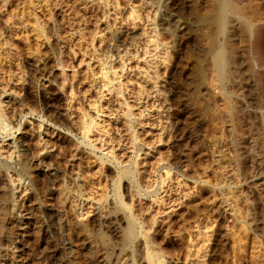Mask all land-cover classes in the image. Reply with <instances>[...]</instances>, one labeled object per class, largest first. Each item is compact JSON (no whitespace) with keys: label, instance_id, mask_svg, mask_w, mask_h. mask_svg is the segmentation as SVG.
Returning a JSON list of instances; mask_svg holds the SVG:
<instances>
[{"label":"rangeland","instance_id":"rangeland-1","mask_svg":"<svg viewBox=\"0 0 264 264\" xmlns=\"http://www.w3.org/2000/svg\"><path fill=\"white\" fill-rule=\"evenodd\" d=\"M232 1L239 14L228 13L230 76L221 82L210 59L214 0H0V52L22 48L0 62V109L7 111L0 134V264L116 263L103 247L114 236L109 217L116 232L122 228L107 206L108 170L118 172L117 159L121 166L136 162L142 190H158L128 203L135 210L142 198L144 216L156 214L169 244L167 264H264V173L255 150L264 142V0ZM36 21L59 31L38 38ZM51 43H58L57 56H45ZM27 44L39 45V54H28ZM45 57L64 85L31 79L25 63L38 68ZM50 85L63 92L61 105L44 101ZM25 90L34 103L25 105ZM80 118L93 124L90 136L81 134ZM63 141L83 151L89 188L81 186L78 158L60 150ZM22 148L37 163L48 156L81 189H44L35 166L18 176ZM237 150L246 172L233 160ZM94 221L92 229L87 224ZM182 238L181 250L172 248Z\"/></svg>","mask_w":264,"mask_h":264},{"label":"bare ground","instance_id":"bare-ground-1","mask_svg":"<svg viewBox=\"0 0 264 264\" xmlns=\"http://www.w3.org/2000/svg\"><path fill=\"white\" fill-rule=\"evenodd\" d=\"M214 1H215V11H216V13L214 15V23L216 25H215L214 31L212 33H214L213 35H215V37H214L215 40H213L215 42V45H214L215 50L213 49L214 52H212V56H211L212 58H210V59H212V61L211 60L210 61H211V66H212L213 70L216 73V78H218L219 81L224 82L230 76V74H229L230 72H228L229 71L228 70V67H229L228 57H227V52H226V46H225V43H224L225 42L224 40L226 39V37L229 34L227 26L229 25L228 24V19H230L231 16L229 18H227V17L229 16L228 13H232V14H230L232 16H234L235 14H239V10L234 5V2L232 0H214ZM49 19L50 20L52 19L51 15H50ZM242 25H244V24H242ZM34 31L36 32L38 38H41V37H43L45 35V33H47L49 35H52L53 33L57 34L59 30H58V27L56 25L50 26V25H48V23H43V25L39 26L37 24V21H36V26H35ZM258 33L259 32H257V34ZM251 35H252V33H251ZM57 45H58V43L57 44L56 43L55 44L51 43V45H47L45 56L47 54H49V53H52V55H56L57 56L60 53L59 48L56 47ZM3 47H4V45H3ZM15 49H16V52H14L15 50L13 51L12 48H11V51H10V49L6 50L5 52L3 51L4 55L0 52V62H2V60L4 58H6V59L9 58V61L10 60H14V57L17 55L18 51H20V49L22 51V48H20V46H16ZM26 51L30 55L33 54V53H38L39 52V45H37L35 48H32L29 44H27L26 45ZM25 66H26V69H27L31 79L32 78L33 79L34 78L37 79L39 77H45V78H49V83H52V84L53 83H57V85H59V84L64 85L62 80H61L62 81V83H61L58 74L57 75L52 74L51 69H49L50 67L48 66V61H47L46 57L42 58V63H41V65L38 68H36L30 62H26ZM62 66H65V65H62ZM199 75H200V73H199ZM106 78H108V77H106ZM107 82H109V79H107ZM31 83H32V81H31ZM49 88H50V90L46 89L44 91V93H43L44 101L47 104L51 103V104H54V105L58 106L60 104V98H61L60 97V93L62 91L59 93L58 90H56V89L54 90L52 88V85H50ZM1 94L2 93L0 92V96H2ZM10 101L14 102V104H15L14 106L16 107V105H17L16 99L15 98H11ZM23 102H25V105H29V104L34 103V96L28 90H25V96L23 97ZM228 102H229V100H228ZM14 106L11 107V111L9 113H11L13 110H15ZM34 108H35V106H34ZM6 112H3V110L0 109V134H1V132H4L6 130V125L2 121L3 120L2 117H4V115H6ZM130 114H131V112L128 111V113L126 115L129 117V116H131ZM83 119L80 118V120L78 122L79 125H80V127H79L80 128V132H82L81 134H83L84 136H85V134L87 136L89 134L91 135L93 133L92 132V130H93V126L92 125L93 124L92 125L91 124H87L89 122L86 121L87 123H85ZM94 130H95V128H94ZM135 136L133 135L132 137H134V141H137L138 135L136 137ZM129 137L131 138V135H129ZM259 140L260 141L257 142L255 150L258 152V155L260 156V159H261V165L259 166V171L264 173V161H263L264 160V156H263L264 155L263 154V152H264V142H263V139L262 140L259 139ZM132 143H134V142H132ZM18 145H19V148H21L23 146L22 143L20 142V139H18ZM76 146H77V144H75V146L73 145V147H74V150H73L72 146L68 145L67 142H65V141L61 142L60 145H59L60 150H62L63 154L68 155V156L70 155L73 158H75V157L78 158L77 162L74 163V165H76L80 169V175H81L82 180H83V184H81V186H83V187L85 186L86 187V185H88V188H89L92 185H90V183H89L90 182L89 181L90 177L88 175H86V171H85V169L83 167V164H82L83 151L82 152L78 151L77 150L78 147H76ZM236 146H237V144H236ZM93 147L94 146H92V148ZM22 149H23V153H24L23 154V158H22V163L20 164V167L15 170L18 173V176H22L23 177V176H26V175L30 174L31 171H34V169L32 170V168H34V166H35V167H37V169H36L37 173L38 172H42V174H44V181H43L44 189H50L51 187H56L57 185L60 186L59 189H81V186L79 185L78 179L77 178L74 179V176L71 175L68 171L66 172L67 174L64 173V175H63V173L61 172L62 170L60 171L59 167L57 165H55L54 163H52L51 159L48 158V156L43 158L41 160V162L37 163V161L34 160L33 157H31L29 154H27V151H26L25 148H22ZM136 149H138L137 151H140L141 147L139 146ZM238 151L239 150L236 151L237 154L234 156L233 160L235 161L236 166L238 167V169L241 172H246V166H245L244 158H243L242 154H240ZM102 159L103 158H101V161H103ZM52 160H53V158H52ZM112 160H114V159H112ZM117 160L114 162V167L116 169H118V172L116 173L115 171H112L110 169L108 170L109 171L108 176H111V178H112L111 196L113 198V201L109 202L107 206H110V210L111 209H115L114 217H116V216L118 217V218L116 217V221L119 220V222H120L119 224H120V226H122V228L120 227L121 228L120 229L121 230L120 233L118 231L116 232V230H118V229L115 228V223H114L115 219L113 218V216L109 217V219L106 221V223H107L106 227L108 228V231H111V233H114V236L112 235L111 237H109V236L106 235L108 237L107 239H108L109 243L106 245L107 241L104 242L105 245H104L103 248H104V250H106V252H107V254L109 256L108 258H110L111 260H112V258L118 257V259L116 258V260H115L117 262L113 263V264H122L121 260H123V259L125 260V258H126V260L123 262V264H167L168 260L165 259L166 258L165 255L170 252V250H168V248H169L168 245L169 244H167L168 243L167 241L166 242L164 241L161 225H159L160 223H158V219L156 217V214L153 217L144 216V205H143V199L142 198H140V203H139L140 207L135 209V210L130 208V206L132 204L130 205L128 203V202H130L129 198L132 195L133 196L138 195L139 197H151V196H154V195H158V190L154 191V192H147L146 190H142L143 183H144V174L142 172H138L137 171V169H136L137 167L135 166L136 165L135 161L130 159V160H128L127 164H124V165L121 166L120 162H118ZM103 163L104 162H102V167H103ZM46 166H48V170H45ZM7 168H11V167H9L7 165ZM102 169L103 168H101L98 171V173L100 175L103 174ZM72 172H74V168L72 169ZM207 182H209V181L207 180ZM72 185H73V187H72ZM85 187L83 189H85ZM130 188L133 189V191L131 192L132 194L130 193ZM91 189H92V187H91ZM212 192H215V191L212 190ZM224 193H225V190H223L220 193V195H223ZM234 196H235V194H234ZM132 198L133 197H131L130 200ZM73 202H74V199L71 202L72 205H73ZM161 204H163V202ZM109 213H111V211H109ZM183 218H184V216H183ZM87 225L90 228L94 229L95 226L97 225V223L94 221V222H89V224H87ZM152 230H153V233H150ZM101 237H104V236H101ZM101 240H103V238ZM182 242H183V238L181 239V243L180 244L179 243H177V244L173 243L172 244V248H176L177 250H181ZM224 248H226V246ZM118 249L120 250L119 255H117L118 253L116 254V250H118ZM241 251L243 252V250H241ZM212 255H214V254H212ZM209 263H210V261H209ZM195 264H196V260H195Z\"/></svg>","mask_w":264,"mask_h":264}]
</instances>
